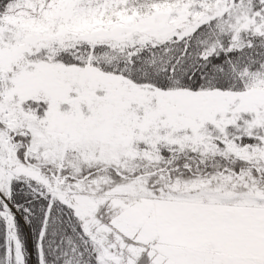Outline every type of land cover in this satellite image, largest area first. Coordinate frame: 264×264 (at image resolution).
<instances>
[{
  "label": "snow or ice",
  "instance_id": "1",
  "mask_svg": "<svg viewBox=\"0 0 264 264\" xmlns=\"http://www.w3.org/2000/svg\"><path fill=\"white\" fill-rule=\"evenodd\" d=\"M0 264H264V0H0Z\"/></svg>",
  "mask_w": 264,
  "mask_h": 264
}]
</instances>
